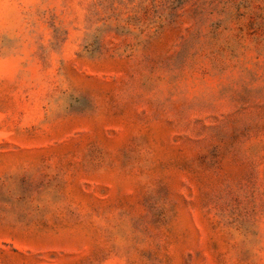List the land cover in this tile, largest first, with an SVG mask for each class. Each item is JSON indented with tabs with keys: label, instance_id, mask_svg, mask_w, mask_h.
<instances>
[{
	"label": "rangeland",
	"instance_id": "rangeland-1",
	"mask_svg": "<svg viewBox=\"0 0 264 264\" xmlns=\"http://www.w3.org/2000/svg\"><path fill=\"white\" fill-rule=\"evenodd\" d=\"M0 264H264V0H0Z\"/></svg>",
	"mask_w": 264,
	"mask_h": 264
}]
</instances>
